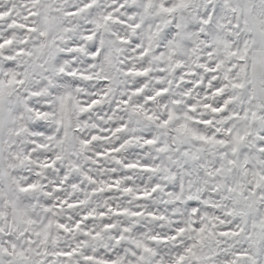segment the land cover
Wrapping results in <instances>:
<instances>
[{"label":"snow or ice","instance_id":"snow-or-ice-1","mask_svg":"<svg viewBox=\"0 0 264 264\" xmlns=\"http://www.w3.org/2000/svg\"><path fill=\"white\" fill-rule=\"evenodd\" d=\"M0 264H264V0H0Z\"/></svg>","mask_w":264,"mask_h":264}]
</instances>
